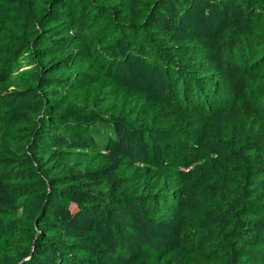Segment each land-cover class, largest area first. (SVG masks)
<instances>
[{
    "label": "trees",
    "instance_id": "trees-1",
    "mask_svg": "<svg viewBox=\"0 0 264 264\" xmlns=\"http://www.w3.org/2000/svg\"><path fill=\"white\" fill-rule=\"evenodd\" d=\"M263 84L264 0H0V264H264Z\"/></svg>",
    "mask_w": 264,
    "mask_h": 264
},
{
    "label": "rangeland",
    "instance_id": "rangeland-1",
    "mask_svg": "<svg viewBox=\"0 0 264 264\" xmlns=\"http://www.w3.org/2000/svg\"><path fill=\"white\" fill-rule=\"evenodd\" d=\"M239 98L243 101L241 106L243 121L228 128L227 134L231 137L232 141H236L240 137L254 138L255 136L262 135L264 132L262 128L263 119L260 117V113L257 111V109H262V101L264 99V84L260 87L251 86L247 88V90L242 93ZM233 100L234 99H231L230 101ZM169 117H173L170 123L176 125V128L185 129L186 127L192 126L194 124L196 116L184 115L180 118H177L175 114H172L169 115ZM246 119H253L252 127H249V125L246 124ZM214 160L218 165L220 164L219 160ZM212 163L213 160L211 158L203 155L198 161H196V166L202 170H209ZM200 185V187L197 184L187 185L185 188L186 195L179 196L180 199L178 200H180V202L187 203L189 201L187 197H200L203 196V193H212L211 186H208L207 183ZM262 262L264 263V256H262Z\"/></svg>",
    "mask_w": 264,
    "mask_h": 264
}]
</instances>
